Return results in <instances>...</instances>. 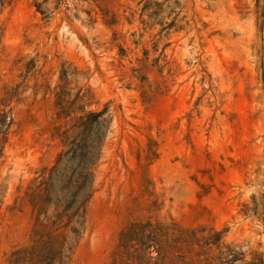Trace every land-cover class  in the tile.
<instances>
[{
    "label": "rangeland",
    "instance_id": "rangeland-1",
    "mask_svg": "<svg viewBox=\"0 0 264 264\" xmlns=\"http://www.w3.org/2000/svg\"><path fill=\"white\" fill-rule=\"evenodd\" d=\"M32 1L0 8V98L19 86L0 144V264L27 243L25 189L61 150V63L109 117L70 264H109L139 221L264 251V0H50L48 17Z\"/></svg>",
    "mask_w": 264,
    "mask_h": 264
},
{
    "label": "trees",
    "instance_id": "trees-1",
    "mask_svg": "<svg viewBox=\"0 0 264 264\" xmlns=\"http://www.w3.org/2000/svg\"><path fill=\"white\" fill-rule=\"evenodd\" d=\"M64 1L54 0L56 6ZM10 2L0 0V8ZM49 2L32 1L36 12L44 17H48ZM30 70L25 67V73ZM83 75L70 63L59 67L50 130L61 150L52 166L36 173L27 185L24 197L32 217L28 241L8 252L4 264L71 262L109 130L107 110L88 109L92 93L84 85L79 86ZM18 89H6L0 98V144L13 124L11 106L17 101ZM221 237V232L184 228L176 223L133 222L119 233L109 264H264V251H243L242 245L224 244Z\"/></svg>",
    "mask_w": 264,
    "mask_h": 264
}]
</instances>
